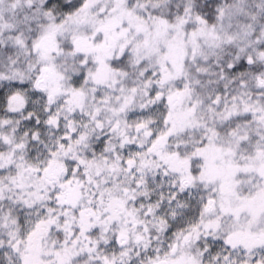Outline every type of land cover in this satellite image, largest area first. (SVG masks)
Returning <instances> with one entry per match:
<instances>
[{"label":"snow or ice","instance_id":"obj_1","mask_svg":"<svg viewBox=\"0 0 264 264\" xmlns=\"http://www.w3.org/2000/svg\"><path fill=\"white\" fill-rule=\"evenodd\" d=\"M0 264H264V0H0Z\"/></svg>","mask_w":264,"mask_h":264}]
</instances>
